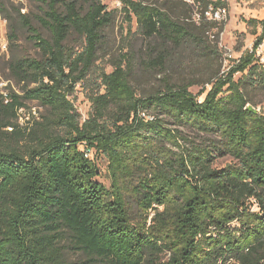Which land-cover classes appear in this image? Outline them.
I'll return each mask as SVG.
<instances>
[{"label": "trees", "instance_id": "16d2710c", "mask_svg": "<svg viewBox=\"0 0 264 264\" xmlns=\"http://www.w3.org/2000/svg\"><path fill=\"white\" fill-rule=\"evenodd\" d=\"M37 1L48 35L20 14L37 54L10 46L8 81L21 91L0 93V264H264V114L249 110L264 90V63L247 51L223 72V26L193 19L196 10L227 8L226 0H120L141 36L162 43L157 65L167 63L170 44L206 62L198 95L192 82L144 97L128 53L111 73L97 72L115 20L101 0ZM251 22L262 30L257 48L264 21ZM9 39L20 40L16 28ZM96 74L93 111L82 122L70 98ZM28 102L44 113L22 127ZM170 121L215 139L192 143ZM89 153L108 160L110 188L97 182ZM219 157L235 163L218 168ZM67 250L85 260L69 261Z\"/></svg>", "mask_w": 264, "mask_h": 264}, {"label": "rangeland", "instance_id": "374dc122", "mask_svg": "<svg viewBox=\"0 0 264 264\" xmlns=\"http://www.w3.org/2000/svg\"><path fill=\"white\" fill-rule=\"evenodd\" d=\"M101 2L106 6L108 12L114 13L115 20L113 25L104 32V46L99 53L97 72L106 71L111 73L113 71L112 63L128 53L134 67L132 83L140 97L150 95L158 90H165L170 85H185L192 82L197 83L196 86L190 88L192 93L198 95L203 90L208 79L205 73L204 65L206 62L204 58L195 54L189 46L177 49L173 44H170L168 46L170 56L167 59V63L165 66L157 65L153 61L159 55L162 43L159 40L151 43V41L145 40L141 36L135 18L133 22H129L126 19L120 0H101ZM226 2L228 16L220 24L223 26V31L220 34L221 44L218 49L224 63L223 72L228 71L236 60L240 59L244 53L255 46L262 30L251 21H264V0H226ZM43 9V4L37 0H0L1 94H7L10 88L17 92L21 91V86L16 84V82L8 81V61L10 60L11 49L14 53L21 55L36 56L37 54L35 46L29 41L28 33L22 24L20 14L28 16L33 24L40 28L42 34L47 37L48 32L40 27L38 21L39 17L43 15ZM11 27L16 28V35L20 38V40L14 41L13 44L10 43L9 39ZM82 42L75 37L71 39V45L77 49L82 47ZM154 45L158 48L156 52L153 50ZM228 55H231L232 58H228ZM98 75L90 77V80L92 79L94 82L80 84L70 98L81 116L82 122L86 121L93 111L89 97L92 94V85L97 81ZM241 78V74L235 77L236 80ZM209 88L207 86V89ZM254 95L258 112L264 114V90H259ZM43 113L44 109L38 103L28 102L27 108L20 111L21 126H26L28 120L33 117L38 118ZM169 127L179 130L188 141L198 145L209 144L215 139L214 136L202 133L191 126L179 127L170 121ZM92 157L95 159L99 170L97 182L106 188H110L111 179L108 173V160L104 155L95 154L94 156V153ZM232 163L235 162L231 157H219L215 166L224 168ZM233 226L235 227L237 224ZM66 255L68 260L74 263L85 260L81 253L72 250H67Z\"/></svg>", "mask_w": 264, "mask_h": 264}, {"label": "built area", "instance_id": "2783aa9c", "mask_svg": "<svg viewBox=\"0 0 264 264\" xmlns=\"http://www.w3.org/2000/svg\"><path fill=\"white\" fill-rule=\"evenodd\" d=\"M187 2L192 5V6H196L195 5V0H187ZM227 16H228V9L227 8H215V7H210L208 10H205L202 14L201 13H198L197 10L194 14V21L197 22L198 24L201 22L202 19H205L207 21H210V22H214L216 23L217 25L220 26L221 23H223L226 19H227ZM215 31H218V28L215 30ZM216 33L217 32H212V33H209V37L211 39V41H216L217 38H216ZM220 39H219V47H220ZM249 52L251 53H254L257 55L258 58H260L261 60V63H264V59H263V55H264V43H262L261 45H259L257 48H251L249 50ZM228 58H232L231 55H228L227 56ZM146 117V116H145ZM148 120H153L152 117H146ZM90 158L92 157V155L89 153L88 155H86V158Z\"/></svg>", "mask_w": 264, "mask_h": 264}, {"label": "water", "instance_id": "95a60500", "mask_svg": "<svg viewBox=\"0 0 264 264\" xmlns=\"http://www.w3.org/2000/svg\"><path fill=\"white\" fill-rule=\"evenodd\" d=\"M249 110H250L251 112H253V113H258V110H256V109L253 108V107H249Z\"/></svg>", "mask_w": 264, "mask_h": 264}]
</instances>
